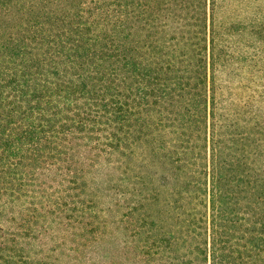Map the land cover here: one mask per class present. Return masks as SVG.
I'll list each match as a JSON object with an SVG mask.
<instances>
[{"label": "trees", "instance_id": "obj_1", "mask_svg": "<svg viewBox=\"0 0 264 264\" xmlns=\"http://www.w3.org/2000/svg\"><path fill=\"white\" fill-rule=\"evenodd\" d=\"M263 88L264 0H0V264H49L48 218L75 255L97 238L99 157L131 264H264V135L239 127Z\"/></svg>", "mask_w": 264, "mask_h": 264}, {"label": "rangeland", "instance_id": "obj_2", "mask_svg": "<svg viewBox=\"0 0 264 264\" xmlns=\"http://www.w3.org/2000/svg\"><path fill=\"white\" fill-rule=\"evenodd\" d=\"M251 103L253 104L251 109L249 106L239 118V127L248 130L247 128L252 124L259 123L255 130H259L264 135V90ZM253 139L255 140V138ZM84 163L87 173L85 189L87 196L85 198L89 203V210H86V213L95 216L97 220L96 223L99 225L97 238L89 241L87 245L84 244L79 255H75L71 249L76 242L67 238L69 230L59 228L48 218L45 225L51 224L50 232L41 233L38 239L28 245V251L33 258L43 257L49 264H131L132 259L129 252L126 256L123 252L125 249L126 251L130 249L129 245L133 240L131 235L134 230L132 224L137 214L133 205L121 209L119 204L122 203L123 196L109 190L108 187L111 182H116L120 186L127 182L119 178L120 171L115 167V161L111 165H107L99 157L93 163L86 161ZM150 179L156 180L155 178ZM52 184V187H55L56 183ZM47 192L52 191L47 190ZM126 199L129 200L128 197ZM16 208L18 209V207ZM4 216L8 217V214ZM0 225L8 227L9 223L0 220ZM2 233L0 230V235ZM14 252L16 253V251ZM15 260H17V256H13V264H17ZM5 264L9 263L6 261Z\"/></svg>", "mask_w": 264, "mask_h": 264}]
</instances>
